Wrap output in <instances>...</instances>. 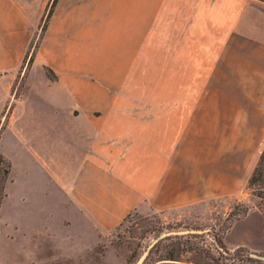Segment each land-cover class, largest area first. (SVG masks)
I'll return each instance as SVG.
<instances>
[{"label":"crops","instance_id":"obj_1","mask_svg":"<svg viewBox=\"0 0 264 264\" xmlns=\"http://www.w3.org/2000/svg\"><path fill=\"white\" fill-rule=\"evenodd\" d=\"M22 1L0 0L3 77L22 66L40 24ZM46 31L29 70L47 68L54 79L42 75L32 91L38 101H24V127L38 132L17 141L16 152L34 166L38 200L63 211L65 227L105 234L140 209L178 221L237 193L248 171L247 141H123L120 96L109 88L141 79L135 66H151V51L174 50V73L161 58L155 97L182 98L191 81L192 97H239L247 99L245 113H264V0H63ZM200 121L193 114L188 123ZM53 128L63 135L51 140ZM227 235L228 249L258 252L248 242L264 240V216L247 214Z\"/></svg>","mask_w":264,"mask_h":264},{"label":"rangeland","instance_id":"obj_2","mask_svg":"<svg viewBox=\"0 0 264 264\" xmlns=\"http://www.w3.org/2000/svg\"><path fill=\"white\" fill-rule=\"evenodd\" d=\"M22 6L24 10L39 13L40 24L30 39L22 66L7 74L9 76L0 75V154L11 166L4 184L5 196L0 199V264H151L147 256L163 234L184 232L186 235L203 231L200 240L205 243V248L214 250L217 239H222L228 248L233 234L230 238L227 234L234 223L253 212L264 216V202L257 196V193H264V189L257 192V188L248 186V179L264 149V113H245L242 102L247 99L239 97H192L194 83L191 81L183 82L182 98L170 96L166 103V98L155 97L161 85L160 69L165 68L159 64L161 58L165 61L167 56L168 72L174 73L175 66L170 62L174 63L175 51L153 50L151 66H135V73L142 75L141 79L137 77L134 82H123L119 89L109 88L120 96L121 130L118 138L123 141H147L149 138L151 141H247V175L236 194L201 204L189 218L177 221L161 213L140 209L105 234H76L71 226L65 227L63 224L69 220L63 217V211L38 200L42 192L37 191L38 185L34 183V166L16 152L17 141H31L33 134L38 132L24 127V101H38L32 91L42 87V75L52 81L54 75L47 68L34 73L29 69L47 33L50 18L57 9L63 8V0H23ZM136 58L137 62L144 63L142 57ZM167 84L169 92L172 89L174 94V81ZM177 110L178 118L183 117L182 130L181 126L177 128L181 125L176 123ZM193 114L200 117V123H188ZM48 132L53 140L56 134L63 135L64 130L53 128ZM36 201L43 206L39 207ZM194 240L191 238V243ZM248 244L258 249L255 252L245 248L248 253L264 255L263 239L252 237ZM195 259L198 261L193 251L185 252L177 264L201 263ZM168 262L172 263L153 264Z\"/></svg>","mask_w":264,"mask_h":264},{"label":"trees","instance_id":"obj_3","mask_svg":"<svg viewBox=\"0 0 264 264\" xmlns=\"http://www.w3.org/2000/svg\"><path fill=\"white\" fill-rule=\"evenodd\" d=\"M10 163L0 154V199L4 195V184L10 174ZM248 186L264 189V149L259 156L257 165L252 171ZM263 195V196H262ZM257 196L264 202V193H257ZM204 234H186L180 236H167L157 240L151 247L147 256L148 261L155 262L170 261L172 264L180 262L181 254L193 251L198 258L195 264H264V262L251 258L248 251L243 247L228 249L222 239H217L214 244V250L205 248L203 240H200ZM195 238L191 243L190 239ZM199 240V241H198Z\"/></svg>","mask_w":264,"mask_h":264},{"label":"water","instance_id":"obj_4","mask_svg":"<svg viewBox=\"0 0 264 264\" xmlns=\"http://www.w3.org/2000/svg\"><path fill=\"white\" fill-rule=\"evenodd\" d=\"M192 233H197V234H200V233H203V231H192ZM185 233L184 232H173V233H170V234H163L161 235L159 239H162L164 237H167V236H171V235H184ZM251 258L253 259H256V260H259V261H262L264 262V255H259V254H256V253H250L249 255Z\"/></svg>","mask_w":264,"mask_h":264}]
</instances>
